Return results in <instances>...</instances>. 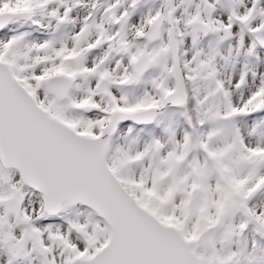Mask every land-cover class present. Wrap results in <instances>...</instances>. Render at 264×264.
<instances>
[{"label":"snow or ice","instance_id":"obj_1","mask_svg":"<svg viewBox=\"0 0 264 264\" xmlns=\"http://www.w3.org/2000/svg\"><path fill=\"white\" fill-rule=\"evenodd\" d=\"M0 264H264V0H0Z\"/></svg>","mask_w":264,"mask_h":264}]
</instances>
